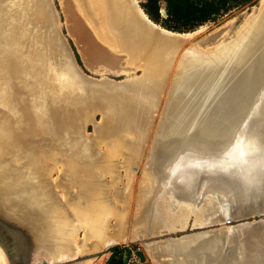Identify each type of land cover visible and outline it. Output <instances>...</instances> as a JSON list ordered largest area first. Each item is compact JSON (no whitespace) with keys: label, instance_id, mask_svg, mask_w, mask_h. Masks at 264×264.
Masks as SVG:
<instances>
[{"label":"water","instance_id":"obj_1","mask_svg":"<svg viewBox=\"0 0 264 264\" xmlns=\"http://www.w3.org/2000/svg\"><path fill=\"white\" fill-rule=\"evenodd\" d=\"M93 5L88 13H99V5ZM130 5L133 15L153 36H160L159 43L161 38L166 44L170 43L167 39L170 31L157 29L137 0H130ZM160 12L166 17L164 9ZM91 13L90 25L99 29L98 16ZM89 31L95 36L91 29ZM101 36L102 40L95 36L97 44L105 46L103 40H109L112 35L107 32ZM0 45V51H5L7 45L11 48L8 52L10 60L8 64L1 63L4 71L0 74L1 264H75L78 259L74 255L73 239L80 222L76 215L75 218L66 216L65 211H71L69 202H77L81 206L77 212L83 217L89 206L78 201L82 186L102 181L106 175L96 174L100 166L98 145L101 142H92L91 137H86L85 128L89 124L86 118L95 121L97 115L106 118L110 115L120 127H127L136 135L131 144L125 138L120 140L133 152L135 160L130 165L133 174L147 147L145 160L155 158L153 153L157 149L151 148L152 143H158L155 135L162 126L159 122L164 116L163 108H171L178 95L177 87L182 90L187 86L189 91L182 98L189 108L184 120L194 122V127L199 126L207 111L227 95L246 73L242 70L247 68L238 59L232 65H226L224 74L219 73V81L188 86L184 80L177 85L175 74L168 81L172 59L158 94L151 100L144 99L142 91L135 90L143 86L142 81L114 84L109 80L91 79L81 71L58 28L50 0H0ZM257 55L258 52H252L250 56L256 58ZM187 70L188 76L184 70L181 79L192 75L193 70L189 67ZM241 86L236 92V104L244 107L228 138L215 140L216 146L206 150L184 145L177 153L172 151L173 157L191 156L194 165L203 168L192 169L194 194L197 195L204 184L219 191L223 202L217 217L205 225L212 228L197 232L193 242L187 245L188 251L174 250L169 264H264V78L258 82L252 76L244 89ZM164 92V103L157 119L159 100ZM242 93L247 95V100L243 101ZM193 111L195 116L189 117ZM91 113H95L94 116ZM255 122L259 124L253 129ZM162 147L156 146L158 150L165 149ZM205 156L208 159H203ZM201 159L203 161L198 165ZM205 160L212 161L207 165ZM60 164L69 172H63L52 182L50 171ZM78 169L84 174L81 180L84 184L80 186L72 180ZM69 182L71 185L67 187ZM73 188L78 194L70 190ZM61 193H68L70 199L75 196L74 201L62 200ZM86 216L90 218L92 214ZM192 228L200 227L192 225ZM162 235L170 234L163 232ZM139 242L146 250L142 238ZM136 255L142 263L146 262L144 251H137ZM114 256L116 258L108 264H123L121 252Z\"/></svg>","mask_w":264,"mask_h":264},{"label":"bare ground","instance_id":"obj_2","mask_svg":"<svg viewBox=\"0 0 264 264\" xmlns=\"http://www.w3.org/2000/svg\"><path fill=\"white\" fill-rule=\"evenodd\" d=\"M76 3L89 25L92 15H89L91 11L88 13V10L94 6L93 4L99 5V13H91L98 16L99 29L93 28L92 24L90 25L95 36L100 38L102 37L101 35L104 34L105 36L109 32L112 36L109 37V40H103L105 47L107 45L104 49L112 53V55L117 56V59H119L118 57L126 59L130 66L139 67L143 73L138 78H129L128 80H123L122 83L111 82L114 84L129 82L130 84V82L142 81L143 86L135 90H141L144 99L151 100V97L154 98V95L158 94L160 82L164 79L165 74L170 71L169 65L172 59L173 66L171 70H174V81H177V85L183 83L184 80H186L184 84L186 83L188 86L191 84L192 86H196L195 83L202 84L204 82L213 83L217 80L219 81L221 80L219 73L222 71L224 74L226 65H232L234 60L240 59V62L247 66L246 69L242 70L246 71V73L235 82L225 97L220 99L218 103H215L210 111H207V114L200 120L201 124L199 126L196 125L194 127L192 124L194 122L184 120V116L187 113L185 111H189V108L186 101L182 100V98L189 91L187 92L186 90L187 86L182 90L180 86L177 87L178 95H176L177 98H175L173 105L169 110L163 108L164 116L161 119L162 121L160 120L159 122V125L162 126L159 129L160 132H157L155 135V140L158 143H152L151 148L155 147L157 149H154L153 153L155 158L145 160L142 167L144 171L147 170L144 181L148 184V191L144 190V193L148 192L150 195L145 193V196H139V202H137L139 214H137V211L135 212L131 230L127 229L128 208L131 203V189L134 188L135 173H131L130 165L134 162L135 158L128 145L126 143L123 144L120 140L121 138H125L131 144L134 142L136 135L129 132L127 127H120L110 115L109 118L101 115L98 123L93 118H86V122L94 125V131L89 135L92 138V142H101L98 145L100 166H98L96 174L105 173L109 176V179L96 180L93 184L90 182L88 186H82L78 201L86 202L89 206V209L86 208L83 217H80L82 216L81 213L77 212L81 208L80 204L69 202L71 211L67 209L65 211L66 216H73L75 218L76 215V220L80 222V226L76 229L73 239V246L76 249L74 255L79 256L83 248H87L86 251L101 252L119 242L125 244V242L129 241L132 243L142 238L147 254L153 264H169L174 257L172 252L174 250L188 251L187 245L193 242L196 234L182 235L178 239H169L167 241H162V239L154 241L151 239L161 236L163 232L171 234L172 231H175L176 219L181 220L182 218L186 223L191 216H195L194 225L199 227L207 225L217 217L219 205L223 202V195H220L219 191L217 192L212 188L209 189L204 184L196 192V200L192 201L190 196L193 192L192 186H194L195 180L191 172L193 168H199L197 165H194L195 162H193L194 159L191 156L181 155L175 158L176 155L173 157L172 154L174 152L172 151L176 150L177 153L184 145L185 147L194 146L200 150H206V148L216 146L215 140H225V138H228L232 134V130L235 128V124L244 107L236 104L238 86L242 84L241 87L244 89L245 84H247V81L252 76L258 82L264 78V0H262L261 7L255 14L247 19L237 30V37L234 41L232 40L233 42L229 43V37L228 40L225 38V40L214 45V48L208 47L205 50L203 49L204 52L207 51L209 53L196 50L188 42L182 40H191L193 34L170 31L167 38L170 43L166 44L162 38L159 43L157 39L160 36L154 37L153 33L143 25L141 20L133 15L134 11L132 12L130 0H76ZM42 5H44L43 2ZM155 26L157 29L160 28L156 24ZM99 30L100 34L98 33ZM100 39L102 40V38ZM9 48L10 46L7 45L5 51H0V54L2 53V56H0V74L4 71L1 63L6 62L8 64L10 60L8 52L11 51V48ZM252 52H258L256 58L250 56ZM177 54H180L179 59ZM188 67L193 70L192 75H189V77H187L189 72L187 70ZM184 70L187 76L182 78V80L181 76L185 75L182 74ZM233 75L236 76L237 74ZM101 79L103 80L100 81L104 82L108 78ZM172 92L176 94L175 91ZM233 93H235V96ZM243 95L245 93H242ZM231 96H234V98H230ZM246 96L241 97L243 101L247 100L248 97L246 98ZM91 114L94 116L95 113ZM195 114L196 112L193 111V114L189 117H193ZM185 121L186 123L184 124ZM257 124L259 123L255 122L252 128L254 129ZM193 127L194 130L190 132L189 130ZM159 144L163 146L162 149L164 147L165 149L158 150L156 146L158 147ZM172 157L175 158L174 161ZM203 159H208V156L203 157ZM203 159L200 160L198 165ZM153 160L155 163L152 162ZM211 161L205 160V163L209 165L208 163ZM200 169L203 168L200 167ZM120 170L124 171L125 176L119 174ZM63 172L68 173L69 170L65 166L63 169H60L59 165H56L51 169L50 175L56 174L57 176H61ZM83 176V172H80L78 169L72 180L76 181V184L80 186L83 183L81 181L83 180ZM122 179H125V182H122ZM51 180L54 182L53 177ZM120 182L122 186L118 187V183ZM70 185L71 183L69 182L67 187ZM111 189L113 190V194H111ZM75 194L78 193L76 192ZM60 198L62 200L68 199L74 201L75 196L70 199L68 193L66 195L61 193ZM159 207H162V211L166 216L171 217L172 224L163 221V218L159 216ZM179 213L183 214L182 217L178 216ZM86 214H92V217L87 218ZM112 217L116 220V223L110 225L109 219ZM65 220L68 221V218H65ZM62 222H64V219H62ZM80 232H83L84 235L83 238L78 239ZM81 256L86 255L82 254ZM200 260L198 259V261ZM83 263L84 261L82 260L75 264Z\"/></svg>","mask_w":264,"mask_h":264},{"label":"rangeland","instance_id":"obj_3","mask_svg":"<svg viewBox=\"0 0 264 264\" xmlns=\"http://www.w3.org/2000/svg\"><path fill=\"white\" fill-rule=\"evenodd\" d=\"M51 4L54 9V13L57 18L58 28L62 32L65 40L71 47L75 58L77 60L78 66L81 71L91 79L100 81L103 80L101 78H108L107 80L115 81V82H122L123 80H128L129 78L139 77L142 73V70L135 66H130L128 61L124 58L117 59V56L111 54V58L107 55L105 46L97 44L95 36H92L91 32L89 31L92 28L90 27L89 23L86 22L87 20L84 19L83 14L80 12V9L76 3V0H50ZM137 3L140 7V1L137 0ZM262 0H254L250 4L245 6H235L229 11L227 14L217 18L214 22H208L193 32H188L187 34H193L191 40L183 41L188 42L189 45L193 46L196 50H200L203 53H209L204 50L208 47H212L217 45L221 41L228 40L229 43L237 37L236 32L239 30L241 25H243L247 19H249L255 12L261 7ZM141 8V7H140ZM163 9V8H162ZM84 23H83V22ZM85 24V25H84ZM238 33V32H237ZM226 36V37H225ZM233 38V39H232ZM232 41V42H233ZM188 46V45H187ZM211 48V49H212ZM204 49V50H203ZM217 51V50H215ZM178 59L180 58V54H178ZM175 66V65H174ZM174 74V70H171L168 74V81L172 78ZM168 85V82H167ZM164 94L160 98L159 108L157 111L156 118L160 115L163 103H164ZM161 96V95H160ZM156 119V121H157ZM96 123L100 121V116L97 115L95 117ZM93 124H89L86 126L85 134L86 137H89L90 134L93 133ZM155 130V125L152 127V131ZM151 142V137L149 138L148 144ZM147 149L144 153L143 158L140 161V165L135 172L134 177V188L131 189V203L128 208V226L127 229L131 230V226L133 223L134 214L137 211L139 214V208L137 207V202H139V196L150 195L148 192L144 193V190H147V182L144 181L146 179L147 170L144 171L143 164L145 163V156L147 153ZM60 169H63L62 165H59ZM120 175H124L125 173L123 170H120ZM62 175V174H61ZM100 175V174H98ZM58 179L60 176L56 174H51L50 178ZM105 180L109 179V176L106 174L104 177ZM122 182H125V179H122ZM122 183H118V187H121ZM75 192L74 189L71 190ZM195 191L193 190L190 198L192 201L196 200V195L194 194ZM111 194H113V190L111 189ZM220 207V205H219ZM159 216L163 218V221L167 222L168 224H172L171 217H168L162 211V207L158 208ZM183 214L179 213L178 216L182 217ZM255 219H259L255 217ZM185 220V218H184ZM252 219H248L251 221ZM175 231H172L168 236H158L157 238L154 237L151 240L157 241L161 240L164 241L166 238H177L182 235H191L196 234L197 232L207 230L212 227L203 226L199 229H193L192 225L195 224V216H191L185 223L182 220H175ZM180 221V222H179ZM116 220L112 217L109 219V224H115ZM188 223V224H187ZM178 229V230H177ZM181 230V231H180ZM80 231V230H79ZM176 232V233H175ZM84 233L80 232L78 239L83 238ZM125 242V241H124ZM140 248L141 251H144L146 255V262L145 264H153L151 262V258L147 254L146 250L140 244L139 241L136 242H119L115 245H112L101 252L98 251H86L87 248H83L78 256V259L74 263H79L80 261H84L83 264H108L109 260L112 258L115 259L116 257L114 254L116 252H120L122 250H132L134 248ZM85 251V252H83ZM85 254L86 256H81Z\"/></svg>","mask_w":264,"mask_h":264},{"label":"trees","instance_id":"obj_4","mask_svg":"<svg viewBox=\"0 0 264 264\" xmlns=\"http://www.w3.org/2000/svg\"><path fill=\"white\" fill-rule=\"evenodd\" d=\"M148 18L161 28L176 32H193L214 22L235 6H245L254 0H139ZM165 10L166 17L160 10Z\"/></svg>","mask_w":264,"mask_h":264},{"label":"built area","instance_id":"obj_5","mask_svg":"<svg viewBox=\"0 0 264 264\" xmlns=\"http://www.w3.org/2000/svg\"><path fill=\"white\" fill-rule=\"evenodd\" d=\"M140 248H134L132 250H122L123 251V264H145L142 263L136 255L137 251H140Z\"/></svg>","mask_w":264,"mask_h":264},{"label":"flooded vegetation","instance_id":"obj_6","mask_svg":"<svg viewBox=\"0 0 264 264\" xmlns=\"http://www.w3.org/2000/svg\"><path fill=\"white\" fill-rule=\"evenodd\" d=\"M121 253H122V255H123V251H120Z\"/></svg>","mask_w":264,"mask_h":264}]
</instances>
